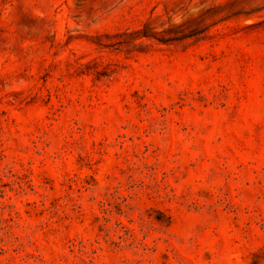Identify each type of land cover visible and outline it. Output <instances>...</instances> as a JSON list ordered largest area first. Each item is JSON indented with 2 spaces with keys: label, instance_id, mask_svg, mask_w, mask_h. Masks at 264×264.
Returning a JSON list of instances; mask_svg holds the SVG:
<instances>
[{
  "label": "rangeland",
  "instance_id": "374dc122",
  "mask_svg": "<svg viewBox=\"0 0 264 264\" xmlns=\"http://www.w3.org/2000/svg\"><path fill=\"white\" fill-rule=\"evenodd\" d=\"M0 264H264V0H0Z\"/></svg>",
  "mask_w": 264,
  "mask_h": 264
}]
</instances>
